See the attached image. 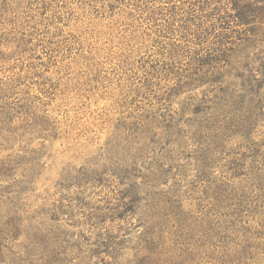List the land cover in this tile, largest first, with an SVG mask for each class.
Here are the masks:
<instances>
[{
	"label": "trees",
	"instance_id": "1",
	"mask_svg": "<svg viewBox=\"0 0 264 264\" xmlns=\"http://www.w3.org/2000/svg\"><path fill=\"white\" fill-rule=\"evenodd\" d=\"M59 1L0 0L6 30L0 48L10 50H0V155L7 150L0 160V199L7 205L0 246L19 236L20 204L33 190L30 172L38 159L24 155L38 154L20 140L41 138L42 145L57 137L47 106L64 77L45 74L55 53L73 48L56 26ZM89 1L97 7L101 0ZM108 6L111 12L131 7L129 18L139 22L116 66L124 64L129 85L115 102L116 137L106 155L113 169L82 168L60 180L58 190L72 194L43 214L50 223L89 228L63 236L34 231L28 263L118 264L128 233L108 222L130 225L143 203L131 264H262L264 0H112ZM94 67L81 85L85 92L100 83V63ZM101 190L107 207L91 211L88 200Z\"/></svg>",
	"mask_w": 264,
	"mask_h": 264
},
{
	"label": "rangeland",
	"instance_id": "2",
	"mask_svg": "<svg viewBox=\"0 0 264 264\" xmlns=\"http://www.w3.org/2000/svg\"><path fill=\"white\" fill-rule=\"evenodd\" d=\"M110 1L112 0H101L96 7L95 3L89 0H60L54 7L57 14L62 17L56 26L58 25L57 28L62 32L61 35L68 37V41L73 46L70 54L55 53L57 62L50 66L45 74L52 79L58 76L64 77L61 78L62 85L60 84L62 91H58L47 106L49 114L55 119L57 137L44 140L42 145L37 144L42 141L41 138L29 142V136H25L20 140L23 147L34 148L38 154L24 155L25 158L35 157L38 161L34 162V172H30L34 174V183L29 200L22 201L20 204L22 210L19 216L22 223L19 236L7 246L2 243L0 264H29V253L27 252L33 251V246H28V239L34 231L48 229L54 234L63 236L69 233H84L89 228L87 225L74 228L62 221L50 223L49 216L43 213L52 210L53 206L60 205L58 201L65 200L66 196L72 194L70 192L61 193L58 190V184L62 178L74 175L82 168L88 172L103 168L113 169L106 155H111L109 149L116 137L114 129L119 112L115 102L121 92H124L125 87L127 90L129 85L128 80L126 79L125 82L122 75L125 72L124 64L121 68H116V66L123 60L124 54L127 55V43L134 35V29L139 22L134 18H129V14L133 11L131 7L129 9L119 7L111 12L108 6ZM132 14L135 12L133 11ZM54 30L53 27H49V36ZM3 31L6 30L0 28V34ZM0 50L10 51L2 47ZM97 63H100V83L93 82L95 89L85 92L84 86L81 87V85L88 79L89 70L95 73L96 67L94 66ZM77 82L78 84L74 87ZM201 89L196 92L198 95ZM6 151L2 148L3 155H0V160L7 156ZM21 170L17 172L18 177L22 173ZM26 173L29 174V172ZM97 194L92 195L88 200L89 207H93L90 208L91 211L97 209L96 207L101 209L107 207L105 201L101 199L107 196V192L101 190ZM0 202L3 205L0 210L2 212L7 205L3 204L1 199ZM123 203L126 205V200ZM25 204L28 205L24 206ZM138 205L139 208L136 209L135 215L127 219L130 225L126 224V219H119L114 223L108 222L116 227L119 225L122 228L120 230L122 236L126 237L128 233L124 248L119 253L118 264H131L130 262L133 261L135 253L133 248L142 231V228L134 229L133 226L138 223L141 218L140 214L144 212L143 203ZM62 210L67 211L65 205ZM120 211L126 215L123 209ZM104 212L110 216L107 210ZM64 219L67 220V217L64 216ZM81 221L83 219H80ZM131 223H133L132 226ZM35 228L38 229L35 230ZM94 233L93 238H95ZM263 262L264 259L262 264Z\"/></svg>",
	"mask_w": 264,
	"mask_h": 264
}]
</instances>
